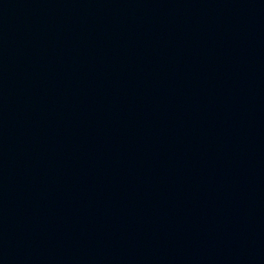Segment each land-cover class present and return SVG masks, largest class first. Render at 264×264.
Instances as JSON below:
<instances>
[{"label": "water", "instance_id": "water-1", "mask_svg": "<svg viewBox=\"0 0 264 264\" xmlns=\"http://www.w3.org/2000/svg\"><path fill=\"white\" fill-rule=\"evenodd\" d=\"M0 264H264V0H0Z\"/></svg>", "mask_w": 264, "mask_h": 264}]
</instances>
